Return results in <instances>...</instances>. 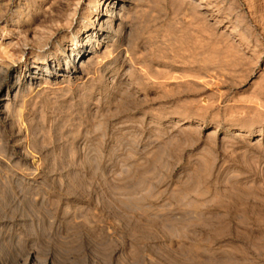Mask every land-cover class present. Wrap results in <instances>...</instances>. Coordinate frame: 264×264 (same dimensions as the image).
<instances>
[{
    "label": "rangeland",
    "instance_id": "1",
    "mask_svg": "<svg viewBox=\"0 0 264 264\" xmlns=\"http://www.w3.org/2000/svg\"><path fill=\"white\" fill-rule=\"evenodd\" d=\"M89 6L0 0V264H264V0Z\"/></svg>",
    "mask_w": 264,
    "mask_h": 264
},
{
    "label": "bare ground",
    "instance_id": "2",
    "mask_svg": "<svg viewBox=\"0 0 264 264\" xmlns=\"http://www.w3.org/2000/svg\"><path fill=\"white\" fill-rule=\"evenodd\" d=\"M126 0H89V4L91 7H94V9L92 10V12L89 15H86L88 22L84 24V26L86 27V30H84L85 32L88 31V34H85V38L89 39L90 37L93 36H100L103 33V30H101V26L102 24L105 25L106 27H110L111 25V20L112 17H114V19H120L121 16H119L122 8H123V3ZM89 6V7H90ZM88 7V8H89ZM90 7V8H91ZM124 10V9H123ZM90 11V10H89ZM88 14V13H87ZM123 14V13H122ZM92 18V19H91ZM122 20V19H121ZM82 21V20H81ZM96 21L97 24V28L93 27V22ZM116 22V21H115ZM114 22V23H115ZM120 24V23H119ZM79 25V24H78ZM77 25V27H78ZM121 25V24H120ZM125 25V24H124ZM83 24H80L79 27H84ZM76 27V28H77ZM115 27V26H113ZM117 28V27H116ZM104 29V28H103ZM111 29V28H110ZM76 31L72 32V36L69 39V44H71L73 46V49L75 51V56H76V60H78L81 55H82V50H83V46L80 45V43H78V39H77V34L75 33ZM79 35V34H78ZM83 35V34H82ZM103 35V34H102ZM109 39V38H108ZM107 39V40H108ZM99 40V39H98ZM101 40V39H100ZM97 41V40H96ZM83 42V41H82ZM68 44V42H67ZM98 44V43H97ZM85 46V45H84ZM87 46V44H86ZM95 47V46H94ZM90 48V46H89ZM86 49V48H85ZM70 52V51H69ZM85 52V51H84ZM84 54V53H83ZM58 59V58H57ZM75 59V58H74ZM56 60V59H55ZM75 61V60H74ZM39 62V61H38ZM71 62V61H70ZM43 64V73H51L52 70H58L56 69V64H52L50 63H41ZM38 65V64H37ZM32 67V66H31ZM37 67V66H35ZM72 68H74L73 64H67L66 63V67H64L62 69V72H69L70 70H72ZM34 69V67H33ZM41 69V68H40ZM29 71V70H28ZM32 73V72H31ZM39 73V72H38ZM26 74V73H25ZM24 74V75H25ZM28 74V73H27ZM26 74V75H27ZM64 74V73H63ZM41 76V75H39ZM54 76V75H53ZM20 77V76H19ZM25 77V76H24ZM32 77V76H31Z\"/></svg>",
    "mask_w": 264,
    "mask_h": 264
}]
</instances>
